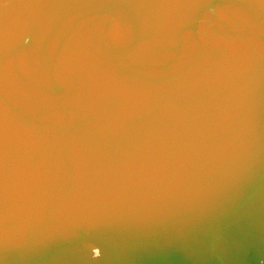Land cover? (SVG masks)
<instances>
[{
    "label": "water",
    "instance_id": "water-1",
    "mask_svg": "<svg viewBox=\"0 0 264 264\" xmlns=\"http://www.w3.org/2000/svg\"><path fill=\"white\" fill-rule=\"evenodd\" d=\"M0 264H264V0H0Z\"/></svg>",
    "mask_w": 264,
    "mask_h": 264
}]
</instances>
